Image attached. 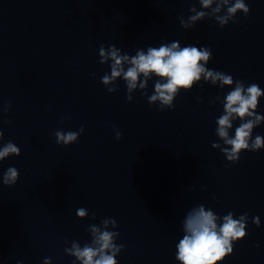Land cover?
I'll return each mask as SVG.
<instances>
[{"label": "water", "instance_id": "obj_1", "mask_svg": "<svg viewBox=\"0 0 264 264\" xmlns=\"http://www.w3.org/2000/svg\"><path fill=\"white\" fill-rule=\"evenodd\" d=\"M245 2L247 18L238 12L223 28L211 18L184 29L178 17L192 15L193 4L200 10L198 0H0V146L21 149L0 161V181L10 166L20 173L12 186L0 182V264H72L65 247L90 242L88 226L106 218L125 245L119 264H179L181 221L199 204L220 216L249 214L247 237L222 264H264V149L230 164L211 146L222 143L215 121L223 112L212 101L231 89L201 82L173 109L149 105L144 90L129 102L123 79L113 93L101 82L110 61L98 54L100 45L131 55L163 42L210 46L208 68L264 89V0ZM257 111L264 115V97ZM81 126L78 142L56 143L55 131ZM80 207L87 218L77 217Z\"/></svg>", "mask_w": 264, "mask_h": 264}, {"label": "clouds", "instance_id": "obj_2", "mask_svg": "<svg viewBox=\"0 0 264 264\" xmlns=\"http://www.w3.org/2000/svg\"><path fill=\"white\" fill-rule=\"evenodd\" d=\"M198 2L200 10L193 4L189 9L192 15L187 19L178 17L184 29L194 28L197 22L211 18L223 28L229 21L236 22L238 12H243L245 18L250 13V7L245 0ZM98 54L99 63L110 61V74L105 72L101 77V82L109 93L116 92L119 87L118 80L123 79L129 102L133 100V92L144 90L142 95L148 97L149 105L158 104L160 110L173 109L175 98L181 91H190L197 84L202 87L201 82L218 86L220 89L229 87L231 90L223 98L218 95L212 101L222 104L223 112L215 121V133L222 143L213 142L211 146L220 149L230 164L239 162L242 151L256 152L264 149V136L257 134L253 138L254 129L264 123V115L257 111L259 100L264 97V89L258 83L246 85L244 81L234 79L231 74L208 68L207 65L214 58L210 46H181L179 41L163 42L159 47L149 45L146 49L137 48L135 54L131 55L115 45H109L107 48L100 45ZM154 77V92L148 95V82ZM200 99L197 97L198 102ZM10 107L9 102L4 111L7 112ZM236 120L240 123L235 127L233 135L231 130ZM83 132L84 126H81L78 131L57 130L54 136L57 144L67 146L78 142ZM121 136L122 133L117 131L116 139L119 140ZM3 137V129L0 128V141ZM20 154L21 149L12 141L0 146V161L10 155ZM19 176V170L10 166L3 173L0 182L12 186ZM213 199L216 197L213 196ZM76 215L85 219L89 216V210L80 207L76 209ZM91 216L95 219L96 214L93 212ZM248 220V213L236 217L234 212L229 211L220 216L204 204L194 206L181 221L184 234L176 244V260L179 264H222L226 257L233 254L235 243L247 237ZM252 223L259 227V216L252 217ZM109 226L113 229L117 227L114 218L103 219L101 225L91 224L87 228L92 237L90 242L81 246L78 241L73 240L71 247H65L64 251L75 257L72 264H119L116 257L125 245L116 243L120 234L118 231L109 230ZM43 264H52L51 258L45 257Z\"/></svg>", "mask_w": 264, "mask_h": 264}]
</instances>
